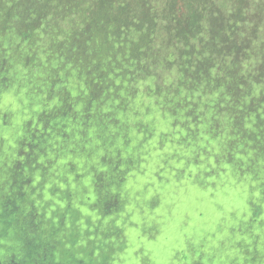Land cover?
<instances>
[{"label":"trees","instance_id":"obj_1","mask_svg":"<svg viewBox=\"0 0 264 264\" xmlns=\"http://www.w3.org/2000/svg\"><path fill=\"white\" fill-rule=\"evenodd\" d=\"M90 1L91 5L72 9L70 1L63 8H53L52 0H0V222L5 225L0 236L18 225L23 238L0 264L60 263L62 241L28 221L41 211L44 217L48 205H81L72 191L76 178L64 187L59 180L71 172L64 153L73 155L75 162L81 157L86 135L77 128H89L96 120L92 118L104 122L106 111L114 114L119 131L111 140H117L128 125L130 108L145 118L165 108L161 119L173 125L177 120L190 122L192 115L196 121L200 114L190 101L196 93L210 90L216 101H227L228 118L241 114L248 123L264 120V85L259 87L257 78L251 82L241 78L236 72L239 65L231 64L234 68L222 73L207 65L212 57L192 58L194 45L189 43L200 39L205 7L194 8L190 0L166 1L163 20L175 21L180 27L175 30L182 47L178 55L168 53L161 65L168 76L157 81L153 71L159 65V50L151 46V40H158L160 4L149 0ZM71 10H77L79 20L71 16ZM51 13L73 22L71 29L58 33L56 39L50 37L52 31L46 25ZM225 20L217 8L211 9L209 30L204 32L208 41L201 43V50L212 44L213 52L222 51L220 43L227 39L223 44H228L229 52L240 48L234 41L236 23L223 33ZM38 46L40 53L35 57ZM224 62L229 64L228 59ZM38 67L48 69L46 77L38 74ZM174 69L178 70L176 79ZM15 87L31 105L25 107L18 129L11 130L16 117L10 106L18 104L19 95ZM259 135L256 128L248 127L245 140H256ZM68 188L62 197L59 193ZM25 256L38 262L21 258ZM76 264H92V259L83 258Z\"/></svg>","mask_w":264,"mask_h":264},{"label":"rangeland","instance_id":"obj_2","mask_svg":"<svg viewBox=\"0 0 264 264\" xmlns=\"http://www.w3.org/2000/svg\"><path fill=\"white\" fill-rule=\"evenodd\" d=\"M166 1L158 2L160 19ZM216 4L226 16L243 13L239 31L259 52L246 68L256 72L264 54V0ZM160 68L153 71L157 81L167 77ZM225 118L211 104L201 119L174 125L153 111L141 135L134 127L124 144L121 167L129 170L122 179L114 169V143L106 139L99 149L84 143L79 162L60 180L68 186L76 178L72 191L81 205H48L44 217L41 211L28 222L62 241L59 264L87 257L92 264H264V136L245 140L244 125ZM115 192L118 204L105 205ZM17 228L0 236V261L23 240ZM119 251L126 255L116 262Z\"/></svg>","mask_w":264,"mask_h":264},{"label":"clouds","instance_id":"obj_3","mask_svg":"<svg viewBox=\"0 0 264 264\" xmlns=\"http://www.w3.org/2000/svg\"><path fill=\"white\" fill-rule=\"evenodd\" d=\"M53 1V8H58V7H65L67 6L68 2L70 1L71 5H72V9L75 8L78 4V8H82V6L84 5H91V1L90 0H52ZM151 3L153 2H159L160 0H149ZM187 0H185L183 3H185ZM190 2L192 3L194 8H200V7H205V16L204 18L201 20V25L203 28V32L200 35V39H194V41H191L189 44L194 45V51L192 52V58L195 57V60L198 57H203V58H207V57H212V59L208 62L207 65L211 64V66H215L217 69H220L222 73H224V69H225V73L227 72V70L230 68H234V66H231V64L234 65H239L236 69V72L238 73V75H241V78L243 79H248L249 82H251L252 80H255L256 77H261V80H257V85L259 87H262L264 85V83L262 84L260 81H264V54L261 55V60L263 62L260 63V68L256 71L253 72L252 70L249 71L248 68H246V62L248 59H252V57L254 56L256 59V56H259V52L257 51L256 47L252 45V48L250 47L251 45V40L250 39H243V35H242V31H239L241 29V25L244 24L245 19L242 17L244 16L243 13H239L238 11H236L237 16L234 17L233 14L230 16H226L222 11L219 10V7L216 4V0H190ZM181 3V5L183 4ZM177 7V6H176ZM217 8L219 10V12L226 18V20L224 21V27H223V33H228L231 29V24L232 22L236 23V27H237V32L235 34L234 37V41H235V45L239 46L240 48H237V51L235 53H233L232 51H228L227 50V45L228 44H223L224 42L228 41L224 40L222 41L220 44L224 47V49L222 51L219 52H213V48L214 46H212L210 48H207L206 50L203 49L201 50V43L208 41L206 38H204L206 35L204 34V32H208L209 30V17H210V12L212 9ZM77 10H74L71 14L72 17L76 18L77 20V14H76ZM215 14H217V12L215 11ZM47 21H46V25L49 26V32L52 31L51 37L53 39H56V35L62 31H68L71 29L72 27V21H70L69 19H63L57 15H52L51 16H47ZM164 16L162 15L161 19L159 18V21H161V23L159 25H161L160 30L158 31L157 35H158V40L156 41V38H153L151 40V46L154 48H157V50H159L158 53V58H159V65L161 66L162 64H165L164 59L167 57L168 53H173L175 55H178V51L179 49L182 47V45L179 43V38L176 34V30L175 28H178L180 30V27L176 24L175 21H167L165 19V21L163 20ZM70 21V26L65 29L67 22ZM241 22V24H239V22ZM169 22H171V28H167ZM250 43V44H249ZM220 44H217L220 45ZM253 44V43H252ZM54 50V48L52 49ZM40 53V49L39 46L37 48V51L35 53V57H37ZM235 54V55H234ZM234 55V57H233ZM228 59L229 60V64H225L224 60ZM257 60V59H256ZM35 62L37 63L38 61L35 60ZM224 63V64H223ZM39 64V62H38ZM46 64V61H45ZM178 66V64L176 65V67ZM161 69V68H160ZM35 70L38 72V74L44 78L47 76L48 74V69L46 67H38L35 68ZM164 73L168 76V72L164 71ZM26 75V73L24 74ZM173 78L176 79L178 76V70L174 69L172 72ZM16 88V87H15ZM17 89V88H16ZM18 90V89H17ZM19 92V90H18ZM214 92L210 91V90H206L205 94H201V93H196L195 96L191 99L190 103L192 105H196L197 106V111L199 112L200 116H198V120L201 119L204 116L205 110L208 108V106L211 104L213 107L217 108L219 111L221 112H226L228 110V106H227V101H221L218 102L214 99L213 97ZM30 102L26 99V97L21 94L19 92L18 95V104L17 105H12L10 106L14 115H15V127L10 128L11 130L14 129H18L19 123L23 122V120L21 121V117L25 111V107H30ZM165 108H161L159 111H157L160 115V117L162 118L164 113H165ZM108 119L105 120L104 122H101L98 118L94 117L92 119H96L94 122H92L91 126L87 129L81 127H78L77 129H83L86 135V143H91L93 142L95 144V147L97 149L101 148L103 146V140L104 139H108L111 143L115 144V151H116V160L121 159L119 164H115L114 169L115 171L119 174V178L122 179L125 175V173L129 170V168L125 165L123 167H121V165L125 162L122 156V152H123V147L124 144L127 143L130 140V132L133 130L134 127H138V129L135 131V134L137 136L141 135V129L142 127H144L147 123L148 118H150L152 115H150L148 118H145L143 113L142 114H137L133 109L130 108L129 113L127 115V119H128V125L126 127L125 130L120 132V136L117 138V140H111V136H113L116 132L119 131V126L118 124L116 125L115 122L117 121V119L115 118V115L112 114L109 111L105 112ZM226 122L229 125H244V129L242 130V136L246 139V128L251 127V128H256L261 136H264L263 130H264V120H260L257 121L255 123H248L246 121L243 120V118L241 117V114H237L235 118H228V116H226L225 118ZM189 121L194 122V115L191 116V118H189ZM197 121V120H196ZM258 137V138H259ZM80 138H83V134H80ZM258 138L256 140H258ZM147 138H142L141 141L145 140ZM255 141V140H253ZM67 143H70L69 140H67ZM82 142H78V145H81ZM65 160L67 162V165L71 164L74 165L76 163H78L79 161L75 162V159L73 157V155L71 156L69 152H65ZM105 157V154L103 155V159ZM101 159L100 162V171H102L104 169V160ZM57 165H59V161H56L55 166L58 167ZM60 167V166H59ZM66 168V166H65ZM60 179V178H59ZM60 181V180H59ZM64 187V186H61ZM68 189H65L63 191H61L59 194L64 197L67 194ZM120 199V194L118 192H115V196L114 198H112L110 195L108 198H106L104 200V204L105 205H110L111 201H113L114 203L118 204ZM106 208V207H105ZM120 230V229H119ZM118 253H120V255H118ZM116 254L115 257V261L116 262H120L124 260L125 257V252L124 251H119Z\"/></svg>","mask_w":264,"mask_h":264},{"label":"bare ground","instance_id":"obj_4","mask_svg":"<svg viewBox=\"0 0 264 264\" xmlns=\"http://www.w3.org/2000/svg\"><path fill=\"white\" fill-rule=\"evenodd\" d=\"M41 2V1H40ZM72 6V5H71ZM78 6V5H77ZM76 6V7H77ZM44 9H45V7H43ZM61 8H63V7H61ZM69 9V8H68ZM75 9V8H74ZM61 10V9H60ZM70 10V9H69ZM62 11V10H61ZM65 11V10H64ZM73 10H71V12H72ZM64 19V18H63ZM32 20V19H31ZM88 24V23H87ZM6 26V25H5ZM39 28V27H38ZM74 28V27H73ZM72 31V30H71ZM81 32V31H80ZM66 33V32H65ZM75 33V32H74ZM51 37V36H50ZM45 39V38H44ZM70 39V38H69ZM78 42V41H77ZM64 44V43H63ZM24 57V56H23ZM70 57V56H69ZM67 61V60H66ZM149 61V60H148ZM70 62V61H69ZM148 68V67H147ZM149 69H150V67H149ZM229 74V73H228ZM257 79H259V80H261V77H256ZM211 88V87H210ZM88 105V104H87ZM239 109V108H238ZM240 138V137H239ZM195 156H197V155H195Z\"/></svg>","mask_w":264,"mask_h":264}]
</instances>
